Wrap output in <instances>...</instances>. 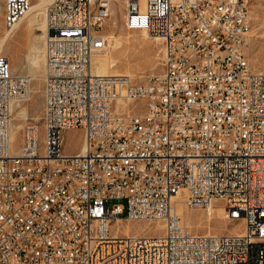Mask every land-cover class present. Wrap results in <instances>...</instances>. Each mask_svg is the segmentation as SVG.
<instances>
[{
    "label": "built area",
    "instance_id": "2783aa9c",
    "mask_svg": "<svg viewBox=\"0 0 264 264\" xmlns=\"http://www.w3.org/2000/svg\"><path fill=\"white\" fill-rule=\"evenodd\" d=\"M35 1L0 0L5 28ZM117 1L46 5L45 105L18 151L12 104L31 80L0 53V264H264V72L246 50L250 0H123L126 27L164 46L146 82L92 69ZM70 129L83 131L76 153ZM214 199L242 232L194 233L176 211ZM120 219L164 230H112Z\"/></svg>",
    "mask_w": 264,
    "mask_h": 264
},
{
    "label": "rangeland",
    "instance_id": "374dc122",
    "mask_svg": "<svg viewBox=\"0 0 264 264\" xmlns=\"http://www.w3.org/2000/svg\"><path fill=\"white\" fill-rule=\"evenodd\" d=\"M250 3L253 16V31L250 45L246 50L249 54L252 68L256 71L264 72V0H250ZM113 9L112 16L104 26L105 32L108 34V45L104 51L97 55L111 54L115 58L116 65L112 69L115 76H129L133 81L146 82L152 75L162 71L163 43L161 40L148 36L142 31L126 27L124 23L125 9L121 0L116 2ZM40 20H43V15L40 16ZM5 30L4 18L0 14V34H3ZM34 33L35 35L33 36ZM42 36L43 31L40 28L35 27L34 30L29 31L25 24L12 33L8 39V46L2 54L8 58L14 74L29 75L31 77L29 70L31 52H33L34 46H39L41 50L45 49V38H42ZM39 53L41 58L44 57V51ZM44 70L45 65L41 60L38 68L39 79H32L31 86L32 88H37V92L31 91V100L29 99L22 103L20 107L16 106L14 114L27 107V113L31 120H41L45 103V82L42 79L43 77L45 78V72H42ZM40 74H42V77ZM22 121V118L17 117L14 122ZM15 135V147L18 148L22 143L21 129ZM64 138L66 151L76 153L81 149L83 144V131L81 129L65 131ZM118 201L126 204L125 199H112L109 203L113 205ZM213 204L220 206L221 201L215 200ZM181 214L184 218L186 216L187 227L194 233H207L208 231L212 233H228L241 229V224L225 220L223 213L217 215L215 210L210 211L207 207L186 208ZM209 216H212V218H209ZM116 226L117 222L113 221L112 230ZM129 228L132 232H159L161 230L157 222L148 221L130 222Z\"/></svg>",
    "mask_w": 264,
    "mask_h": 264
},
{
    "label": "bare ground",
    "instance_id": "6f19581e",
    "mask_svg": "<svg viewBox=\"0 0 264 264\" xmlns=\"http://www.w3.org/2000/svg\"><path fill=\"white\" fill-rule=\"evenodd\" d=\"M122 4L125 8V3L123 0ZM50 2V0H37L34 2L31 10L21 19V21L17 24L16 28L11 32L8 31L6 28L5 32L3 34H0V53L2 54V52L4 51V49L8 46V39L10 38V36L12 35V33L16 32L18 29H20L24 24L26 25V28L31 31L34 30L35 27L40 28L41 31H43V36L42 38H45V49H40L39 46H34L33 47V52L32 56H30V63H29V70H30V75H27L30 77L31 80V86H32V79H39V71L38 68L40 66V62L42 60V63L45 65V70L42 72H45V78L43 77L42 79H44V82L46 81V38H47V30H48V26H47V20L46 17L44 15L45 12V8L46 5ZM114 11V9H113ZM252 12V10H251ZM0 14L3 16V7L0 3ZM43 15V20H40V16ZM125 15L124 14V19H125ZM135 30V29H132ZM142 31L144 33H146L148 36L149 35L146 30H139ZM35 35V33L33 34V36ZM159 40H161L160 38H157ZM162 41V40H161ZM106 47H104L103 49L99 50L98 52L94 53V55L92 56V69L95 73L101 74V75H106V76H110V75H114L112 72L113 67L116 65V60L115 58L111 55V54H106V55H97L98 53L104 51ZM41 51H44V57L41 58L40 53ZM30 53V54H31ZM107 53V52H106ZM43 68V67H42ZM41 72V73H42ZM44 74V73H43ZM42 74H40L41 76ZM42 77V76H41ZM125 77V76H123ZM36 84V83H35ZM35 87V85H34ZM33 92H37V88H32L30 87V94L28 96V98L24 99V100H18L13 102L12 104V111H13V120H12V124H11V131H12V139L14 142V149L16 151L19 150V147L16 148L15 147V142H16V133L21 129H23L24 127V123L30 119V117L28 116L27 113V107H25V109L20 110L18 113H15V107L22 105V103L28 101ZM31 100V99H30ZM252 102L253 103H261V95L260 94H252ZM117 106L118 107H122L124 109H131V101H127V100H123V99H118L117 101ZM45 105V103H44ZM18 108V107H17ZM17 117L22 118V122H18L15 123V119ZM42 119V117H41ZM35 120V119H34ZM38 121V120H35ZM83 143H84V139H83ZM84 146V144H82V147ZM81 147V148H82ZM215 200H219V199H214L207 207L208 210H215L217 215L219 214H224V218H225V206L224 204L221 202L220 206H215L213 203L215 202ZM221 201V200H220ZM186 210V207L183 204V201H180L177 205H176V211L179 213H183ZM211 214V213H210ZM209 218H212V216H209ZM185 220H186V216H185ZM227 220V219H225ZM130 222H134V221H125L120 219L119 221H117V226L115 227V231H122L125 234H129L130 232H132L129 228V223ZM159 224V226L161 227V230L158 233H161L164 230V224L162 222H157ZM260 227H264V216L260 217ZM242 227L240 230L237 231H231V232H242ZM144 232V231H141ZM207 233H212L211 231H208Z\"/></svg>",
    "mask_w": 264,
    "mask_h": 264
}]
</instances>
